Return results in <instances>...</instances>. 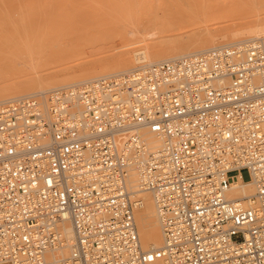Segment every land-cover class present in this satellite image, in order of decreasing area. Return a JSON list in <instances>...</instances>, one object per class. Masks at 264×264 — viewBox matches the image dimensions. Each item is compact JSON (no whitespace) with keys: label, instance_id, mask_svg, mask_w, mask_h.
<instances>
[{"label":"built area","instance_id":"1","mask_svg":"<svg viewBox=\"0 0 264 264\" xmlns=\"http://www.w3.org/2000/svg\"><path fill=\"white\" fill-rule=\"evenodd\" d=\"M0 264H264V35L0 100Z\"/></svg>","mask_w":264,"mask_h":264},{"label":"rangeland","instance_id":"2","mask_svg":"<svg viewBox=\"0 0 264 264\" xmlns=\"http://www.w3.org/2000/svg\"><path fill=\"white\" fill-rule=\"evenodd\" d=\"M113 1L114 0H80L76 3L74 0H0V83L6 80L18 82V80L21 81L26 79L32 72V70L30 71L24 67L26 62H29L31 54L32 56L36 55V60H39L38 63L36 61L38 64L37 71L44 81L50 79L59 80L63 78V76L69 77L70 74L71 76L80 74L82 72L81 67L98 64L97 62L93 63V60L98 61L101 59L102 63L105 65L113 64L115 62V51H113L112 47L129 38V36L133 40L140 39L139 36L142 34L147 39H151L150 37L160 38L161 36L172 35V33L178 32L180 28L185 26H187V32L189 34L199 30L202 25L215 23L213 25L214 27L229 23L226 19L225 22H223L224 19L209 21V18H213L209 17L211 14L209 11L214 10L213 6L200 3V0H195L198 2L196 8L193 6L195 9L193 10V8H190L192 10L189 9V11L188 7L184 6V4H193V0H162V2L161 0H129L130 2L127 0L126 4L130 5L128 6L129 8H124L127 5L122 8V5L117 7L118 4H121L120 1L115 0L117 6L113 4ZM116 2H118V4ZM91 3L95 4L96 8L93 5L90 6ZM174 3H176V5ZM71 7L73 8V15L82 16L86 14V16H89L92 14L95 22L84 21L80 19V17L76 19L77 21L68 20L67 18ZM202 7H204L203 10ZM203 11L204 16L202 15ZM206 12L207 14H205ZM20 17L25 20L23 25V20L20 19ZM193 18L196 19L194 20ZM198 18L200 19L199 21ZM45 19L49 25L44 27L43 20ZM130 19L131 21H129ZM201 19L208 21L203 22ZM36 21L39 23H37V26ZM32 22L33 24L35 22V25H33ZM110 27H113V29ZM116 27L118 28L116 29ZM23 29H26V31ZM123 32H125V34ZM145 32L146 34H144ZM159 32L162 33L160 34ZM204 36L205 35H199L196 39H203ZM8 38L10 40H8ZM183 38H177L178 42L176 45L187 44L189 42L186 37L184 40ZM113 41L116 42L114 43ZM2 43H8L7 45L10 43V46L6 47V45ZM27 51L31 53L28 54ZM129 55L131 56L129 58L133 60L134 56L132 54ZM138 64L139 63H135L134 65ZM70 65L75 68L67 69ZM64 72L70 74L68 75ZM4 78L7 79L5 80Z\"/></svg>","mask_w":264,"mask_h":264},{"label":"bare ground","instance_id":"3","mask_svg":"<svg viewBox=\"0 0 264 264\" xmlns=\"http://www.w3.org/2000/svg\"><path fill=\"white\" fill-rule=\"evenodd\" d=\"M78 1H80V0H74V2H76V3H78ZM116 1H120V3H121V4H118V2H116L118 4V6H117L115 4V0H114L113 4H115L117 7H119V5H122L121 6V8H122L123 6L127 5L124 8H129L128 6H130V5L126 4L127 0H123V1L116 0ZM161 2H162V0H161ZM193 2H194L193 3L194 5L191 3H185L184 4V6L188 7V11L190 8H193V10L196 8V4L198 2L195 0H193ZM199 2L213 6V9H214L213 11H211L209 9L210 10L209 13H211L209 17H213V18H209V21H211V20L213 21L216 19H221V20L224 19L223 22H225V19H226V21L228 20L229 23H226V24H223L220 26L219 25L214 26V27H213V25L215 23L202 25V27H200L199 30H196V31L189 33V34L187 32V26H185V27L180 28L178 32L172 33V35H167V36H163V37L161 36L160 38H155V37L153 38V37L149 36L151 39H147L142 34L139 36L140 39L133 40L129 36V38L121 41L117 45L113 44L114 46L112 48H113V51H115L114 52L115 62L113 64L105 65L104 63H102L101 59H99L98 61L93 60L92 61L93 63L97 62L98 64L90 65L88 67H81L82 72L80 73V71H79L80 74H78L76 76H71V74L69 73L71 77L70 76L69 77L63 76V78H61L59 80H57V79L51 80L50 79V80L44 81V79H42V77H40V75L38 74V71H37V67H38L37 63L39 60L38 61L36 60V55L32 56V54H31V56H30L31 58L29 57V62H26V65L24 67L26 69H29L30 71L32 70V72L24 80L19 81L17 79L18 82L6 80L8 77L6 79L4 78L6 81L3 83H0V100L5 99V98H10V97H15V96H21V95H25V94L33 93V92H42V91H45L47 89H50V88H53V87H56L59 85H64L67 83H72V82H76L79 80L96 77L99 75H105V74H110V73H114V72L127 70V69H130V68L136 66V65H134L135 63L147 64V63L158 62L161 60L175 59V58L181 57L183 55H187L189 53L196 52V51L203 50V49H207V48L214 47L217 45L234 43V42H241V41H245V40H253L255 38H258V37L264 35V0H200ZM96 3H98V2H96ZM110 3H112V2H110ZM151 4H153V3H151ZM174 4L176 5V3H174ZM179 4H180V1H179ZM92 5L96 8L95 4L91 3L90 6H92ZM100 5H99V7H100ZM193 6H195V8ZM152 7H154V6H152ZM181 7H183V6H181ZM203 8L204 7H202V10H203ZM190 10H192V9H190ZM125 12H128V11H125ZM203 14H204V11L202 12V15ZM205 14H207V12ZM89 16H86V14L82 15V16H78V15L75 16V15H73V8L71 7L70 11H69V16L67 19L70 21H72V20L74 21L78 17H80V19H82L84 21H88V22L90 21V22L94 23L95 20H94V17L92 16V14H90ZM20 19L23 20V22H22V25H23L25 20H24V18H21V17H20ZM112 19H111V21H112ZM199 20L200 19L198 18V21ZM201 20H203V22L208 21L205 19H201ZM129 21H131V19ZM43 22H44V25H43L44 27L46 25H49V23H47L46 19L43 20ZM37 23L38 22L36 21V26H37ZM148 23H149V21H148ZM159 23H160V21H159ZM32 24H33V22H32ZM33 25H35V22ZM110 26H111V24H110ZM110 28L113 29V27H110ZM117 28L118 27H116V29ZM120 29H121V27H120ZM125 29H126V27H125ZM147 29H148V27H147ZM23 30L26 31V29H23ZM123 33L125 34V32H123ZM115 34H116V32H115ZM144 34H146V32ZM120 35H122V34H120ZM154 35H155V33H154ZM199 35H205V36L203 39L200 37L202 40L201 39L198 40L199 38L196 39V37ZM104 37H105V35H104ZM116 37L118 38L117 35H116ZM183 37L184 38L186 37L187 40H189V42L187 44L176 45V43L178 42L177 38H183ZM20 38H19V41H20ZM184 38H183V40H184ZM11 39H12V37H11ZM8 40H10V39L8 38ZM108 40H107V42H108ZM118 40H120V39H118ZM113 42L115 43L116 41H113ZM14 43H16V42H14ZM182 43H186V42H182ZM2 44H5L6 47L10 46V43H9V45H7L8 43L7 44L2 43ZM4 46H3V49H4ZM30 53L31 52H28V54H30ZM129 54H132L134 56L133 60L129 58V57H131ZM61 56H63V55H61ZM36 61H37V63H36ZM89 61H91V60H89ZM110 61H111V58H110ZM70 64H71V62H70ZM86 64H88V63H86ZM72 68H75V67H73L72 65L67 67V69H72ZM66 72H64V73H66ZM76 72H78V71H76ZM66 74H68V73H66ZM10 76H12V75H10ZM254 191H255V187H254L253 183L251 181H249L247 177L241 176L240 178H238V180L234 181L231 184V187L227 192V197L230 200L245 201V199H247L251 195H253ZM132 197H133V199L140 201V204L134 210V216H135V223H136L137 232H138V235L140 238L142 249L144 251H147L150 249L160 247L162 245V242H163V236H162L161 227H160L157 215H156L155 203H154V198H153L152 193L149 190L139 189L137 187V185L134 184ZM66 232L68 235H70V236L72 235L71 226L67 223H66Z\"/></svg>","mask_w":264,"mask_h":264}]
</instances>
